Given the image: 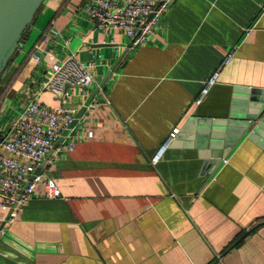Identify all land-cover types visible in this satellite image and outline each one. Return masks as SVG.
<instances>
[{"label":"crops","instance_id":"0c3cea01","mask_svg":"<svg viewBox=\"0 0 264 264\" xmlns=\"http://www.w3.org/2000/svg\"><path fill=\"white\" fill-rule=\"evenodd\" d=\"M88 1L41 6L0 83V136L12 108L57 62L74 56L90 66L93 92L130 45L123 34L96 28L83 12ZM231 49L236 56L195 105ZM242 88L264 91V0H176L148 41L129 49L44 166L61 197L32 199L12 220L0 208V264H264L263 149L246 137L207 167L186 138L151 164L193 115L229 118ZM89 96H73L69 107L78 114ZM41 100L58 105L49 92ZM79 135L75 149L63 152Z\"/></svg>","mask_w":264,"mask_h":264},{"label":"built area","instance_id":"2783aa9c","mask_svg":"<svg viewBox=\"0 0 264 264\" xmlns=\"http://www.w3.org/2000/svg\"><path fill=\"white\" fill-rule=\"evenodd\" d=\"M175 1L89 0L83 6V12L103 32H118L126 36L132 49L148 41ZM55 34L56 31L52 30L51 35L45 36V42L51 41ZM236 53V49L227 52L221 66L203 83L195 105L208 97L219 79L220 71L231 63ZM34 58L40 60L38 56ZM88 67L74 56L57 62L49 78L36 85L33 95L23 101L19 108H12L8 132L0 136V208L10 210L9 220L15 218L18 210L32 199L61 197L57 183L47 175L44 167H40L75 120L77 110L69 107L70 100L76 95L87 97L92 92L94 78ZM44 92L51 93L58 105L43 102L41 94ZM175 135L172 134L152 157V165L161 160ZM93 137V132L87 134V138ZM81 140V135L73 137L63 152H72ZM27 183L29 187L25 189ZM42 183L44 190L38 192L37 187Z\"/></svg>","mask_w":264,"mask_h":264},{"label":"water","instance_id":"95a60500","mask_svg":"<svg viewBox=\"0 0 264 264\" xmlns=\"http://www.w3.org/2000/svg\"><path fill=\"white\" fill-rule=\"evenodd\" d=\"M44 2L45 0H0V81L7 77L9 64L32 31L37 13ZM130 48L131 45L120 55L99 85L93 90L85 106L78 112L75 120L63 133L59 142L48 153L40 168L46 165L62 139L74 127L86 107L95 99ZM237 92L242 93V95L236 97L238 102L232 107L229 118L212 121L197 120L195 114L170 145H177L178 142L186 138L196 142L195 145L205 155L207 167L209 165L217 167L223 158L231 153L239 142L246 137L264 150V91L242 88L237 89ZM28 187L29 183L25 185V189ZM4 226L5 224L0 227V231L3 230Z\"/></svg>","mask_w":264,"mask_h":264},{"label":"trees","instance_id":"16d2710c","mask_svg":"<svg viewBox=\"0 0 264 264\" xmlns=\"http://www.w3.org/2000/svg\"><path fill=\"white\" fill-rule=\"evenodd\" d=\"M39 12V11H38ZM38 14V13H37ZM14 58V57H13ZM1 82V81H0Z\"/></svg>","mask_w":264,"mask_h":264},{"label":"rangeland","instance_id":"374dc122","mask_svg":"<svg viewBox=\"0 0 264 264\" xmlns=\"http://www.w3.org/2000/svg\"><path fill=\"white\" fill-rule=\"evenodd\" d=\"M1 83V82H0ZM1 86V85H0Z\"/></svg>","mask_w":264,"mask_h":264}]
</instances>
